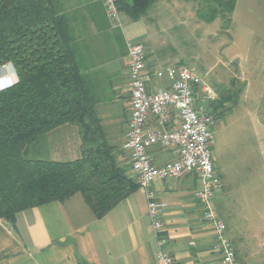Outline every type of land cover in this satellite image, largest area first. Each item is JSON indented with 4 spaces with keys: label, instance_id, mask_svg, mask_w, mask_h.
I'll return each mask as SVG.
<instances>
[{
    "label": "crops",
    "instance_id": "0c3cea01",
    "mask_svg": "<svg viewBox=\"0 0 264 264\" xmlns=\"http://www.w3.org/2000/svg\"><path fill=\"white\" fill-rule=\"evenodd\" d=\"M56 2L61 11L74 14L72 23L76 38L85 62L99 84L97 114L119 162L127 167L130 176L136 178L128 152L123 148L132 109L128 44L135 41L145 44L144 72L150 92L171 85L173 76L168 67L184 65L171 53V47L166 46V39L154 32V17L150 11L157 0L137 19L121 11V29L108 18L105 0ZM149 125H155V118H150ZM179 125L177 113L171 111L169 128ZM39 155L54 160L78 158L80 136L77 127L64 124L44 135L39 139ZM148 155L156 164H163L176 159L178 150L154 146L148 150ZM212 156L215 171L223 181V188L213 197L215 213L226 225V236L234 246L238 261L262 264L264 228L240 227V219L245 221V226L248 224L247 214L240 210L243 206L239 197L230 199L237 189L233 188L229 172L219 157L214 153ZM199 187L200 179L196 173L155 180L151 185L164 205L160 236L177 264L221 263V255L214 247L215 231L204 222L202 206L195 197ZM235 209L240 211L234 212ZM158 241L142 188L100 219L93 216L81 194L65 202L23 210L13 221L0 218V264H161L156 257ZM245 241H254L253 247L244 244ZM252 248L260 252L249 250Z\"/></svg>",
    "mask_w": 264,
    "mask_h": 264
},
{
    "label": "trees",
    "instance_id": "16d2710c",
    "mask_svg": "<svg viewBox=\"0 0 264 264\" xmlns=\"http://www.w3.org/2000/svg\"><path fill=\"white\" fill-rule=\"evenodd\" d=\"M154 1L116 4L137 19ZM187 1L198 4L197 15L207 22H231L237 4ZM73 16L56 0H0V66L13 70L0 88V218L13 221L23 210L81 194L100 219L140 188L119 162L97 114L99 84L85 62ZM239 93H220L208 102V112L225 117ZM64 124L78 129V158L28 157L38 139Z\"/></svg>",
    "mask_w": 264,
    "mask_h": 264
},
{
    "label": "rangeland",
    "instance_id": "374dc122",
    "mask_svg": "<svg viewBox=\"0 0 264 264\" xmlns=\"http://www.w3.org/2000/svg\"><path fill=\"white\" fill-rule=\"evenodd\" d=\"M197 8L194 1L157 0L150 11L154 32L166 39L171 53L200 74L217 96L240 92L225 117L213 114L211 149L237 189L230 199L239 197L240 210L247 214L248 224L240 219V227L264 228V0H237L229 23L220 17L207 22L197 15ZM119 23L121 29L122 15ZM9 70L11 77L10 66ZM210 100L199 94L198 107L209 110ZM30 154L48 158L39 155V139ZM244 244L253 247L254 241ZM262 244L264 256V240Z\"/></svg>",
    "mask_w": 264,
    "mask_h": 264
},
{
    "label": "built area",
    "instance_id": "2783aa9c",
    "mask_svg": "<svg viewBox=\"0 0 264 264\" xmlns=\"http://www.w3.org/2000/svg\"><path fill=\"white\" fill-rule=\"evenodd\" d=\"M105 5L108 18L119 26L120 12L116 0H105ZM128 58L132 109L123 148L128 152L131 170L140 188L146 193L149 216L159 237L157 260L161 264H177L174 256L165 249V240L160 236L164 205L157 199L151 185L155 180L196 173L200 187L195 197L202 206L204 222L215 231L214 247L221 255L220 264H241L226 236V225L217 217L213 205L215 192L222 187V180L214 168L211 149L215 118L197 104L199 94L215 99L216 93L205 84L200 74L186 65L168 67L169 74L173 76L171 85L150 92L144 72L145 44L140 41L129 43ZM10 75L9 65H1L0 88L10 79ZM171 111H175L180 120L176 128H169ZM152 117L155 118V125L150 126ZM154 146L177 148L178 157L156 164L148 155V150Z\"/></svg>",
    "mask_w": 264,
    "mask_h": 264
}]
</instances>
